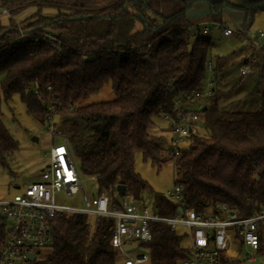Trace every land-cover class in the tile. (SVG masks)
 Instances as JSON below:
<instances>
[{
	"label": "trees",
	"instance_id": "1",
	"mask_svg": "<svg viewBox=\"0 0 264 264\" xmlns=\"http://www.w3.org/2000/svg\"><path fill=\"white\" fill-rule=\"evenodd\" d=\"M239 1L183 0L179 10L167 15L161 0H0V11L9 12L4 16L7 24L0 22V107L17 95L27 113L43 123L44 110L33 90L43 98L50 87L60 104L58 118H66L79 175L93 177L98 194L109 195L113 202L119 185L135 200L148 192L158 215L174 216L178 207L152 192L135 173L134 153L161 163L168 145L163 137L150 133L152 119L170 112L175 96L200 89L207 75L214 80L215 75L224 77L225 67L235 57L232 52L213 62L208 57L210 38L197 29L191 39L187 12L197 2L208 6L214 22H221L226 8L242 12L240 29L246 32L253 14L264 12V0ZM27 8L35 12L20 27L37 41L18 39L13 17ZM44 8L55 14H42ZM44 34L56 38L59 50L41 41ZM250 56L241 64L247 65ZM207 61L213 66L210 73ZM263 67L262 55L254 66L259 78L248 95L258 93L256 109L240 110L238 101L221 108L220 102L234 88L222 92L214 86L212 96L202 104L201 126L193 128L173 163L174 183L181 186L186 207L198 215L224 218L228 214L218 208L224 205L234 217L243 218L264 208ZM106 84L113 100L85 103ZM1 116L0 109V166L7 167L17 146ZM2 223L0 218V248ZM52 227L51 247L33 264H119V254L110 244L113 220L62 214L53 219ZM150 232L151 240L140 246L151 264H180L187 258L183 232L179 235L159 224L151 225ZM257 234L259 252L264 254V224ZM230 263L242 264L239 259Z\"/></svg>",
	"mask_w": 264,
	"mask_h": 264
},
{
	"label": "built area",
	"instance_id": "2",
	"mask_svg": "<svg viewBox=\"0 0 264 264\" xmlns=\"http://www.w3.org/2000/svg\"><path fill=\"white\" fill-rule=\"evenodd\" d=\"M7 10H1L0 16H8ZM200 30L202 35L209 33L210 26L221 30L223 36L233 34L230 28L222 23L204 22ZM18 39L30 38L37 41L34 34L22 31L17 24ZM191 30V28H190ZM195 31H191V39ZM41 41L55 46L59 45L54 36L44 34ZM255 50L264 57V34L257 32L252 42ZM241 64L240 77L254 70L259 60L254 53ZM212 62H206V70L212 71ZM191 93H183L174 97L172 109L164 113L162 118L169 122L171 139L164 155L172 163L179 157L185 147L187 138L193 128L200 124L202 99L213 94L214 82L209 79ZM47 95L42 98L37 89L33 90L42 104L43 124L52 136H58V110L60 104L50 87L46 88ZM48 163L39 174L37 182L26 185L23 190L11 199L0 200V218L3 221L4 240L0 248V264H33L37 261L38 253L49 249L53 243V219L57 215H83L94 218H105L114 221V229L110 237L113 250L119 254V264H151L148 253L144 252L129 256L123 251L124 247L147 243L151 240L150 226L165 225L170 231L181 229L186 235L187 258L180 264H220L221 261L241 260L242 264H264V254L259 252V237L257 229L264 224V208L248 217L236 218L226 206L218 208L228 214L224 218L217 214L198 215L186 207L181 192V186L174 183L165 198L178 208L174 216H160L153 205L146 206L139 199L135 200L124 193L117 197L116 202L105 193H97L92 199L87 198L81 185V176L70 148L69 137H61L57 145L51 146L47 153ZM90 179H94L90 177ZM95 180V179H94ZM82 194L83 206L72 207L59 204L55 197ZM180 211V212H179ZM236 246V247H234ZM135 247V248H137ZM132 248L130 250H133ZM243 250V251H242ZM29 254H35L33 260ZM241 254L243 258L240 259ZM259 261V263H258Z\"/></svg>",
	"mask_w": 264,
	"mask_h": 264
},
{
	"label": "rangeland",
	"instance_id": "3",
	"mask_svg": "<svg viewBox=\"0 0 264 264\" xmlns=\"http://www.w3.org/2000/svg\"><path fill=\"white\" fill-rule=\"evenodd\" d=\"M230 1L234 4H239L240 2L239 0ZM182 6L183 0H161L162 10L167 15L179 10ZM34 12V8L23 10L20 14L13 17L15 23L19 26L28 23L27 19ZM41 12L45 15L55 14V10L51 8H44ZM228 12L232 18L228 17V19H225L224 15H228ZM228 12L223 13L222 18L225 19L223 22L233 31V35L227 37L223 36L221 30H217L210 26V31L207 37L210 38L213 46L208 57L214 60L216 57L226 56L234 51L237 58L229 61L225 67L226 74L224 77L215 75L216 79L214 80V77H212L213 75L210 74L207 75L205 81L213 78L214 86L219 88V90H222V92H228L231 88H234V91L229 94V97L220 102L219 105L221 108L232 103L236 104L238 101L241 102L239 106L240 110L253 111L257 107L258 93H255L252 97H249L248 95L254 89V85L259 78L260 72L259 69L254 68L255 70L250 71L246 76L239 77L238 73L242 58L239 57L240 55H245L244 49H248V53L251 51L257 52L252 44L254 36L251 32L261 31L264 34V12H256L253 14L247 22L248 29L246 32H242L240 24L235 21L239 12L233 10H228ZM0 22L3 25H6L8 18L1 16ZM247 41H249L248 44ZM256 56L258 60H260L262 53L257 52ZM200 88L202 89V87ZM113 99L114 94L111 91L110 84H106L100 89V91L88 98L85 103L91 104L111 101ZM205 100L206 99H202L201 104H206L207 101L205 102ZM0 109L2 113V124L17 146V150L7 161V167L0 166V200H8L15 194L21 192L26 185L39 180L38 176L41 170L45 168L48 163L47 153L49 148L57 145L62 136H68V126L65 122L66 118L63 116L59 117L57 126V133L59 135H50L46 126L41 123L40 118L27 113L25 105L20 101L17 95L12 96L7 103H1ZM152 120L154 125L150 130V133L163 137L166 141V145H168L171 139L169 122L162 117L153 118ZM33 137L37 138L36 143L31 141ZM133 162L135 173L147 183L152 192L165 196L166 193L172 189L175 182L174 167L172 161L168 160L165 155H163L162 162L156 164L143 159L142 154L136 152L134 153ZM81 185L87 198L92 199L97 195L98 188L94 179L81 176ZM81 197V193H78L77 195L60 193L55 197V201L66 206L81 207L83 206ZM140 199L143 200L146 206H151L152 199L148 192L141 193ZM181 233L182 230L177 229V234L181 235ZM187 243V240L183 239L182 245L184 247L187 246ZM46 252V249L39 252L37 261L40 260ZM142 252H144V248L138 246L133 250H129L127 254L133 257ZM242 258L243 254L240 256V259ZM225 262L231 264L230 261H227L226 259ZM244 264H246V262Z\"/></svg>",
	"mask_w": 264,
	"mask_h": 264
},
{
	"label": "crops",
	"instance_id": "4",
	"mask_svg": "<svg viewBox=\"0 0 264 264\" xmlns=\"http://www.w3.org/2000/svg\"><path fill=\"white\" fill-rule=\"evenodd\" d=\"M214 1H218V0H214ZM228 10H233V9H229V8H226V9H224V11L222 12V14L223 13H226V12H228ZM233 11H236V10H233ZM237 12H239V11H237ZM228 17L229 18H232L231 17V15H229V12H228V15H224V18L225 19H228ZM186 18H187V20L190 22V27H191V31H195V30H201L202 29V23H204V22H213L214 23V21H212L210 18H209V11H208V6L207 5H205L204 3H202V2H197V3H195L192 7H191V9L187 12V14H186ZM225 19H223L222 18V16H221V22H217V23H222V24H224L225 25V27H227V28H229V26H227L224 22H223V20H225ZM235 21L238 23V24H242L243 23V21H244V14L242 13V12H239V15L238 16H236V18H235ZM210 31V30H209ZM233 32V31H232ZM258 32H261V31H258ZM252 34H253V36H254V38H255V36H256V34H257V32H251ZM209 34V33H208ZM207 34V35H208ZM222 34V33H221ZM206 35V36H207ZM233 35V34H232ZM231 36V35H230ZM249 43V41H247V44ZM246 44V45H247ZM246 45H244V46H246ZM242 49V48H241ZM234 52V51H233ZM244 52H245V55L243 54L242 56L240 55V57L239 58H241V59H243V58H245L246 56L248 57L249 55H251L252 54V51L251 52H249L248 53V49H244ZM232 53V52H231ZM257 53V52H256ZM226 56H228V55H226ZM222 57H225V56H222ZM210 58V57H209ZM237 58V56H235V57H233L232 59H236ZM211 59V58H210ZM213 62H214V60H212ZM231 61V60H230ZM241 66V65H240ZM264 68V67H263ZM264 70V69H263ZM238 76L240 77V75H239V73H238ZM244 80V79H243ZM246 83V82H245ZM38 178H39V176H38Z\"/></svg>",
	"mask_w": 264,
	"mask_h": 264
},
{
	"label": "water",
	"instance_id": "5",
	"mask_svg": "<svg viewBox=\"0 0 264 264\" xmlns=\"http://www.w3.org/2000/svg\"><path fill=\"white\" fill-rule=\"evenodd\" d=\"M200 126H201V123H200ZM31 141L36 143V142H37V138L33 137V138L31 139ZM116 193H117V197L123 196L124 193H125V187H124V186H120V185L117 186V187H116ZM179 212H180V211H179ZM135 247H137V245L127 246V247H124V248H123V251L125 252V251H128V250H130V249H132V248H135ZM34 257H35V254H29V255H28V258H29L30 260H33Z\"/></svg>",
	"mask_w": 264,
	"mask_h": 264
}]
</instances>
